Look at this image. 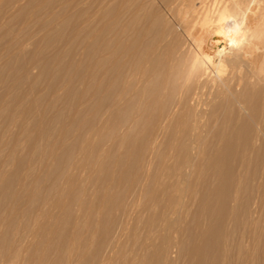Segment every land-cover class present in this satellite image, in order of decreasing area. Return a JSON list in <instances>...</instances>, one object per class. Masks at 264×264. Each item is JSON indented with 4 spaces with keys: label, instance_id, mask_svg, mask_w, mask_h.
Here are the masks:
<instances>
[{
    "label": "rangeland",
    "instance_id": "1",
    "mask_svg": "<svg viewBox=\"0 0 264 264\" xmlns=\"http://www.w3.org/2000/svg\"><path fill=\"white\" fill-rule=\"evenodd\" d=\"M172 1L0 0V264H264V72L255 119L209 107L217 119L190 170L179 131L148 152L182 80L161 89L155 75L142 100L111 110L140 84L143 45L172 38Z\"/></svg>",
    "mask_w": 264,
    "mask_h": 264
},
{
    "label": "bare ground",
    "instance_id": "2",
    "mask_svg": "<svg viewBox=\"0 0 264 264\" xmlns=\"http://www.w3.org/2000/svg\"><path fill=\"white\" fill-rule=\"evenodd\" d=\"M170 4L164 8L171 17L168 21H172L173 24L170 26L173 27L172 38L168 39L167 33L164 32L160 34L161 44L158 47L148 44L141 47L143 52L139 57L140 60L135 64V70L133 69L140 75L138 80L140 84L133 88L132 97H126L128 92L125 93V91L122 94L118 93L112 102L111 110L116 112L120 108L122 99L127 106L128 104L135 105L138 99L142 100L141 98L145 97L143 95L147 88L146 85L154 79L155 75L160 76L161 89L163 86L165 88L169 81L182 80L184 83L180 89L183 88L184 93L179 94L175 106L170 108L171 110L168 109L163 119H160L161 122L156 124L157 129L153 135L151 134L148 152L153 153L160 146V139L165 133L170 136L172 134L173 137L175 132L179 131L186 137V140L179 144L180 149L186 152L181 166L189 168L193 165L191 153H198L203 149V138L212 132L210 124L212 120L217 119L215 113L209 111L211 105L223 107V109L233 106L234 109L231 107L230 110H232L233 119L235 118L238 122H246L245 120L251 116L255 119V71L264 72V0H173ZM228 20L230 23H227ZM225 23L227 24L224 25ZM165 27H167L166 24ZM178 35L181 36V40L178 39ZM118 40L119 46L122 41ZM222 66H226L225 69H227L225 75L221 73L224 76L218 74ZM223 118H230L225 111ZM241 130L243 128L233 129L230 136L216 149V165L223 166L228 161L227 156H231L235 148L232 136ZM169 148L170 150L176 148L171 141L168 143ZM188 179V175H181L180 182L171 184L172 188L177 191L175 205L179 207H181L185 190H187ZM173 223L175 221L170 224Z\"/></svg>",
    "mask_w": 264,
    "mask_h": 264
}]
</instances>
